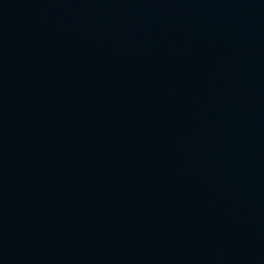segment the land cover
Listing matches in <instances>:
<instances>
[{"label": "water", "instance_id": "water-1", "mask_svg": "<svg viewBox=\"0 0 264 264\" xmlns=\"http://www.w3.org/2000/svg\"><path fill=\"white\" fill-rule=\"evenodd\" d=\"M0 264H264V0H0Z\"/></svg>", "mask_w": 264, "mask_h": 264}]
</instances>
